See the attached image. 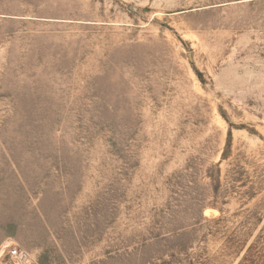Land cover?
<instances>
[{
    "label": "rangeland",
    "instance_id": "rangeland-1",
    "mask_svg": "<svg viewBox=\"0 0 264 264\" xmlns=\"http://www.w3.org/2000/svg\"><path fill=\"white\" fill-rule=\"evenodd\" d=\"M0 264H264V0H0Z\"/></svg>",
    "mask_w": 264,
    "mask_h": 264
},
{
    "label": "built area",
    "instance_id": "built-area-1",
    "mask_svg": "<svg viewBox=\"0 0 264 264\" xmlns=\"http://www.w3.org/2000/svg\"><path fill=\"white\" fill-rule=\"evenodd\" d=\"M18 253H19L18 250H17L16 248H14V247L9 248V249L7 250V254H8V256H9L10 258L18 256Z\"/></svg>",
    "mask_w": 264,
    "mask_h": 264
}]
</instances>
